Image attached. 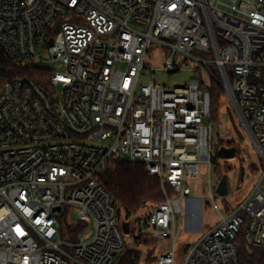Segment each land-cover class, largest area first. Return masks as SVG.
<instances>
[{"label": "built area", "instance_id": "1", "mask_svg": "<svg viewBox=\"0 0 264 264\" xmlns=\"http://www.w3.org/2000/svg\"><path fill=\"white\" fill-rule=\"evenodd\" d=\"M152 44L173 51L169 74L183 70L181 54L210 80L142 85ZM0 50L51 72L45 87L14 79L0 91V264H118L133 222L136 238L176 245L182 221L188 228L196 217L182 201L201 163L212 164L211 82L264 161V0H0ZM118 162L159 179L164 200L146 216L120 218L100 182ZM242 238L264 249V171L184 255L174 249L139 264H240Z\"/></svg>", "mask_w": 264, "mask_h": 264}, {"label": "rangeland", "instance_id": "2", "mask_svg": "<svg viewBox=\"0 0 264 264\" xmlns=\"http://www.w3.org/2000/svg\"><path fill=\"white\" fill-rule=\"evenodd\" d=\"M173 51L164 46L152 44L146 58L145 70L141 76L140 83L149 85L154 81L162 85L167 90L175 88H185L189 86L192 80L202 79L206 83L210 80V74L198 64L191 60L186 62V58L181 54L175 56V61L182 66L181 71L169 74L165 71L166 60L170 58ZM44 60H49L46 54L42 55ZM40 65V64H39ZM46 69L55 68L62 70V65L41 64ZM154 70V72H153ZM220 113L223 119L213 122V151L211 167L207 162L200 165V179L192 182L193 194L188 200L182 201V207L185 211L195 210L196 217L187 222L183 220V228L179 233V240L176 245L172 241L167 244H151V246L138 245L135 238L136 226L132 223V235H127V250H136L141 253V260L148 259L151 251L156 255L173 251L175 249L180 257L184 255L185 250L197 242L199 238L209 229L220 223L223 216L236 210L238 206L251 194L257 187L263 177L264 161L249 138L247 132L241 124V121L235 112L230 100L224 96ZM233 143L236 147V157L232 159H222L219 157V150L222 147ZM236 149V148H235ZM227 176L230 194L227 197H220L217 194V187L220 180ZM217 196L216 202L220 206V212L213 209V200L211 199L210 189ZM155 204H148L145 208L133 218L146 216ZM71 220L77 222L75 213H71ZM63 223L68 222V218H63ZM153 246V247H152Z\"/></svg>", "mask_w": 264, "mask_h": 264}, {"label": "trees", "instance_id": "3", "mask_svg": "<svg viewBox=\"0 0 264 264\" xmlns=\"http://www.w3.org/2000/svg\"><path fill=\"white\" fill-rule=\"evenodd\" d=\"M50 75L51 72L48 70L19 66L10 61L0 50V91L6 82L14 79L34 80L45 87ZM208 90L211 94L213 122H218L224 92L216 82H211ZM227 147L236 148L237 150L233 143H229ZM100 182L113 196L120 209V218L124 217L127 221L133 219L148 204L157 205L164 200L159 179L148 176L145 166L141 164L118 162L111 170L100 177ZM80 230L81 226H76L70 232L72 236H75ZM241 241L239 249L240 264H264V249H247L243 238ZM136 242L138 245L147 247L154 243L157 244L154 240L143 236L137 237ZM151 252L153 253L148 257L149 263H153L156 255L155 251ZM140 261V252L125 248L118 264H139Z\"/></svg>", "mask_w": 264, "mask_h": 264}, {"label": "water", "instance_id": "4", "mask_svg": "<svg viewBox=\"0 0 264 264\" xmlns=\"http://www.w3.org/2000/svg\"><path fill=\"white\" fill-rule=\"evenodd\" d=\"M219 157L225 160L232 159L236 157V149L235 148H228V147H222L219 150ZM217 194L220 197H227L229 195V186H228V178L227 176H224L217 187ZM124 232L126 234L130 233V225L129 223H124L123 225Z\"/></svg>", "mask_w": 264, "mask_h": 264}]
</instances>
